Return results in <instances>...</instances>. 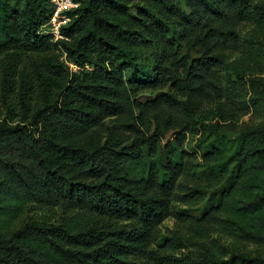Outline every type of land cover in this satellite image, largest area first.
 <instances>
[{
	"label": "trees",
	"instance_id": "obj_1",
	"mask_svg": "<svg viewBox=\"0 0 264 264\" xmlns=\"http://www.w3.org/2000/svg\"><path fill=\"white\" fill-rule=\"evenodd\" d=\"M72 1L54 40L40 33L51 0H0V264H264V0H182L189 14L176 0ZM212 102L237 139L223 164L221 149L201 155L207 180L178 191L194 175L171 154L167 180L151 165L130 175L168 130L209 129ZM249 114L261 121L239 129ZM211 188L215 202L161 237ZM55 208L57 223L20 224ZM213 234L258 252L227 254Z\"/></svg>",
	"mask_w": 264,
	"mask_h": 264
},
{
	"label": "rangeland",
	"instance_id": "obj_2",
	"mask_svg": "<svg viewBox=\"0 0 264 264\" xmlns=\"http://www.w3.org/2000/svg\"><path fill=\"white\" fill-rule=\"evenodd\" d=\"M178 4V8L182 13L189 14V10L185 6L182 0H176ZM137 5L140 4H131L130 6V14L135 15L137 11ZM170 90L168 88L155 89V90H146L137 95V100L140 102H150L155 101L156 99H160L162 95L169 93ZM158 107L154 112L159 113ZM217 109V102L209 103L205 106L204 110L209 112V114L204 115V118L207 117V120L202 118V122L206 125H209V129L197 128L192 132L181 131L179 128H173L165 132L163 137L160 139L159 145L154 152L152 157H146L144 161L136 164H131L129 166V173L132 177L141 176L146 168L151 165L154 167V171L157 173L160 179L167 180L168 175L164 170V165H166L168 158L171 154V161L174 164H181L183 167L189 165L190 172L193 173L194 178H191L188 174H183L177 181L178 187L177 190L184 192L187 189H191L195 186V179L207 180L208 172L207 163L203 162L201 155L205 153L210 148L221 149L222 158L219 163H225L233 154V144L237 139V130L232 129L229 122L222 123L218 118H214V114ZM205 113V112H204ZM261 121L259 118L252 119L251 114L240 118L237 123V127L239 129L249 127L251 125L257 124ZM149 124L150 130L149 132H145V134L151 135L153 126L152 120ZM221 123L220 126L217 123ZM113 124V120H107L102 128L103 135L105 136V130L107 127ZM183 152L186 154L184 155ZM190 155L191 157H188ZM187 167V168H188ZM218 194V190L216 188L205 189V196L203 201L199 204L195 205H184L178 204L174 207V214L168 217L160 226V234L161 237L169 238L173 232L176 230L184 229L185 226L181 221L180 217L177 213L182 212L185 215L189 216H197L201 209L216 201ZM62 212L59 208L51 209V210H39L36 209L34 211H27L24 218L21 220L20 224L28 220H35L42 217H46L52 223H57L62 216ZM214 242L218 245V247L225 251L227 254H256L258 251L252 245L241 244L233 241L232 239L222 237L220 235H211L206 243ZM175 250V248H174ZM165 251V250H162ZM176 256H187L190 254H195L193 251H189L188 249L177 250L174 253Z\"/></svg>",
	"mask_w": 264,
	"mask_h": 264
},
{
	"label": "built area",
	"instance_id": "obj_3",
	"mask_svg": "<svg viewBox=\"0 0 264 264\" xmlns=\"http://www.w3.org/2000/svg\"><path fill=\"white\" fill-rule=\"evenodd\" d=\"M53 4V13L48 22L42 26L41 34L52 35L54 40L61 39L60 28L65 25L69 18L65 17L64 14L76 7L72 0H51Z\"/></svg>",
	"mask_w": 264,
	"mask_h": 264
}]
</instances>
